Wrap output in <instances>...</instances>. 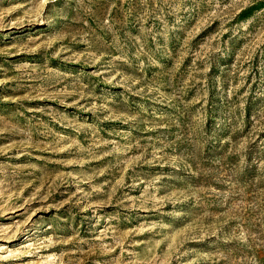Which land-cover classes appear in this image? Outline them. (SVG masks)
<instances>
[{
  "label": "rangeland",
  "instance_id": "rangeland-1",
  "mask_svg": "<svg viewBox=\"0 0 264 264\" xmlns=\"http://www.w3.org/2000/svg\"><path fill=\"white\" fill-rule=\"evenodd\" d=\"M0 264H264V0H0Z\"/></svg>",
  "mask_w": 264,
  "mask_h": 264
}]
</instances>
